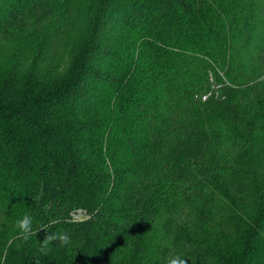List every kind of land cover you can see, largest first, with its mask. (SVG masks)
Returning <instances> with one entry per match:
<instances>
[{
	"label": "trees",
	"instance_id": "obj_1",
	"mask_svg": "<svg viewBox=\"0 0 264 264\" xmlns=\"http://www.w3.org/2000/svg\"><path fill=\"white\" fill-rule=\"evenodd\" d=\"M175 254L264 264V0H0V264Z\"/></svg>",
	"mask_w": 264,
	"mask_h": 264
},
{
	"label": "clouds",
	"instance_id": "obj_2",
	"mask_svg": "<svg viewBox=\"0 0 264 264\" xmlns=\"http://www.w3.org/2000/svg\"><path fill=\"white\" fill-rule=\"evenodd\" d=\"M33 223L34 217L25 214L16 221V228L24 241H27L32 235H37L40 230L45 232L44 238L39 240L38 251L40 253L47 255L48 251H50V245L54 243L61 247H67L71 244L72 238L68 231L49 232L48 228L50 225L44 224H41L38 229L34 230ZM187 259L189 258L181 254L170 255L165 259L164 264H187Z\"/></svg>",
	"mask_w": 264,
	"mask_h": 264
},
{
	"label": "built area",
	"instance_id": "obj_3",
	"mask_svg": "<svg viewBox=\"0 0 264 264\" xmlns=\"http://www.w3.org/2000/svg\"><path fill=\"white\" fill-rule=\"evenodd\" d=\"M72 218L75 220H81L83 218H87L88 217V212L87 210L83 209V208H79L76 209L72 212L71 214Z\"/></svg>",
	"mask_w": 264,
	"mask_h": 264
}]
</instances>
